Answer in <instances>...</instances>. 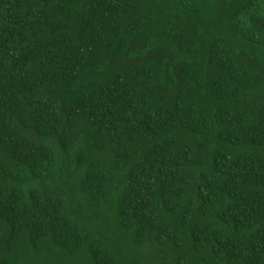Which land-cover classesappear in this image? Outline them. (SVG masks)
<instances>
[{"label":"trees","instance_id":"obj_1","mask_svg":"<svg viewBox=\"0 0 264 264\" xmlns=\"http://www.w3.org/2000/svg\"><path fill=\"white\" fill-rule=\"evenodd\" d=\"M0 264H264V0H0Z\"/></svg>","mask_w":264,"mask_h":264}]
</instances>
